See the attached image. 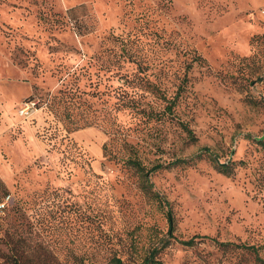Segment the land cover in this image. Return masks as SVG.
Returning <instances> with one entry per match:
<instances>
[{"label": "rangeland", "instance_id": "rangeland-1", "mask_svg": "<svg viewBox=\"0 0 264 264\" xmlns=\"http://www.w3.org/2000/svg\"><path fill=\"white\" fill-rule=\"evenodd\" d=\"M260 138L264 0H0V264H264Z\"/></svg>", "mask_w": 264, "mask_h": 264}, {"label": "trees", "instance_id": "trees-1", "mask_svg": "<svg viewBox=\"0 0 264 264\" xmlns=\"http://www.w3.org/2000/svg\"><path fill=\"white\" fill-rule=\"evenodd\" d=\"M254 143L256 145L260 146L262 149H264V138L255 139ZM219 166L220 167H218V168L220 169V171L223 174H225V175L229 174L228 167H226V165H219ZM134 167H137L139 169L142 168L140 166V164H138V163L134 164ZM149 187L150 188L152 187L151 184H149ZM153 194H154V197L157 198L162 204L167 205V202L159 194H157L156 192H154ZM171 233H172V221L169 219V227H168L167 235L169 237H172ZM159 243H162L163 245L165 244L163 239H160ZM186 243L189 244L192 242H186ZM218 245L221 247H233L235 249L240 248L242 250H248V251H253V252L256 251L254 247H248L245 245H236V244H230V243H218ZM158 250H159V248L152 249L151 252L145 256V258L142 261V264H164L163 262H161L155 258ZM260 261H262V260H260ZM15 264H18V262H15ZM108 264H122V261L118 258H112L111 260H109Z\"/></svg>", "mask_w": 264, "mask_h": 264}, {"label": "built area", "instance_id": "built-area-1", "mask_svg": "<svg viewBox=\"0 0 264 264\" xmlns=\"http://www.w3.org/2000/svg\"><path fill=\"white\" fill-rule=\"evenodd\" d=\"M39 109V103L36 100H25L23 101L18 108V115L28 118L37 112ZM9 197L5 198L2 202H0V210L5 208L6 203L8 202Z\"/></svg>", "mask_w": 264, "mask_h": 264}, {"label": "water", "instance_id": "water-1", "mask_svg": "<svg viewBox=\"0 0 264 264\" xmlns=\"http://www.w3.org/2000/svg\"><path fill=\"white\" fill-rule=\"evenodd\" d=\"M221 165H224V164H221Z\"/></svg>", "mask_w": 264, "mask_h": 264}]
</instances>
